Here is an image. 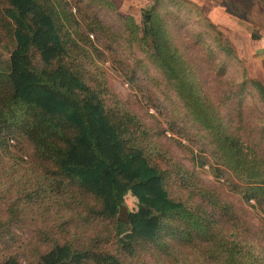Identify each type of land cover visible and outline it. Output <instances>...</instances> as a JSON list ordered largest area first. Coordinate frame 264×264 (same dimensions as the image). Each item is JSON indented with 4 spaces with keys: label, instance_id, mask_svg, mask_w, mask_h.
Returning a JSON list of instances; mask_svg holds the SVG:
<instances>
[{
    "label": "rangeland",
    "instance_id": "1",
    "mask_svg": "<svg viewBox=\"0 0 264 264\" xmlns=\"http://www.w3.org/2000/svg\"><path fill=\"white\" fill-rule=\"evenodd\" d=\"M241 5L246 7L245 2ZM3 6L4 0H0V10ZM53 7L73 41L64 56L65 65L102 100L110 115L130 119L123 120L127 130L122 140L136 145L161 172L169 198L199 204L203 215L210 217L213 231L202 238L183 237L173 235L175 225L167 224L154 244L134 246V214L156 205L167 206L166 196L153 185L131 186L120 204L106 202L112 218L94 217L92 204H79L82 194L58 183L53 168L36 156L26 139L3 130L0 262L11 259L13 264H38L44 250L63 242L88 250V257L79 264H96L94 255L99 252L112 254L120 264H216L222 260L217 244L228 227L199 191H208L228 204L238 217L239 238L253 242L255 250L264 254V191L254 195L248 191L250 181L264 185V100L247 65L249 34L211 22L205 10L190 0H56ZM247 12L248 18L243 12L241 19L251 20ZM144 16L157 22L167 45L178 51L180 68H190L200 85L198 91L215 107L221 127L257 157L260 168L237 175L224 162L211 133L190 117L176 88L150 56L148 41L139 40ZM223 40L236 59L217 47ZM12 48L0 27V59H8ZM30 60L38 65L35 52ZM15 78L27 93H34ZM72 91L93 100L88 91ZM35 93L45 96L41 100L46 105L68 106L42 91ZM119 205L127 220L121 234L115 235L112 227Z\"/></svg>",
    "mask_w": 264,
    "mask_h": 264
},
{
    "label": "trees",
    "instance_id": "2",
    "mask_svg": "<svg viewBox=\"0 0 264 264\" xmlns=\"http://www.w3.org/2000/svg\"><path fill=\"white\" fill-rule=\"evenodd\" d=\"M53 2L56 0H4L0 27L2 34L12 41L13 48L8 59H0V134L4 130L26 139L36 156L53 168L58 183L74 187L82 194L79 204H92L94 209L91 211L97 218H112L113 213L106 209V202L110 200L114 206L120 204L129 187L153 185L157 193L167 197V206L156 205L147 212L134 214V246L154 244L167 224L175 225L173 235L196 238L209 235L213 231L210 217L203 215L205 211L199 204L187 205L169 198L161 172L136 145L122 140V134L127 130L123 120L130 119L120 120L110 115L102 100L65 65L64 56L73 41ZM136 32L135 28L134 35ZM250 38L255 39L257 35L251 32ZM139 40L148 41L150 56L176 88L190 117L211 133L224 162L237 175L240 171L260 168L257 157L241 148L221 127L215 107L198 91L200 85L190 68H180L177 49L168 46L151 16L148 20L144 16ZM217 47L227 57L236 59L226 40ZM32 52L38 56L37 66L31 63ZM184 70L190 78L183 74ZM15 77L25 86L32 87L34 93L21 88L22 84ZM251 80L264 100L263 85L257 79ZM73 89L90 92L93 100L74 95ZM36 90L65 101L68 106L46 105L41 100L45 96L37 95ZM179 177L184 176L179 173ZM248 191L254 195L264 191V185L250 181ZM197 194L220 214L228 227L226 235L217 244L222 260L215 263L264 264V254L255 250V244L239 238L242 231L237 225L235 211L208 191ZM113 223L114 234H121L125 223L117 219ZM229 229L233 231L229 232ZM87 252L55 242L40 254L38 264H79ZM94 258L96 264H120L107 252L95 253ZM0 264H13V261L7 259Z\"/></svg>",
    "mask_w": 264,
    "mask_h": 264
},
{
    "label": "crops",
    "instance_id": "3",
    "mask_svg": "<svg viewBox=\"0 0 264 264\" xmlns=\"http://www.w3.org/2000/svg\"><path fill=\"white\" fill-rule=\"evenodd\" d=\"M205 10L211 22L235 28L239 32L254 33L257 38H250V56L247 65L254 79L264 87V0H190ZM246 4L245 6L241 3ZM251 20L241 19V13ZM248 18V17H247ZM250 25V30L248 29ZM250 57V58H249Z\"/></svg>",
    "mask_w": 264,
    "mask_h": 264
},
{
    "label": "water",
    "instance_id": "4",
    "mask_svg": "<svg viewBox=\"0 0 264 264\" xmlns=\"http://www.w3.org/2000/svg\"><path fill=\"white\" fill-rule=\"evenodd\" d=\"M124 214H125L124 207L122 205H119V214L117 216V219L119 221L126 222L127 218Z\"/></svg>",
    "mask_w": 264,
    "mask_h": 264
}]
</instances>
